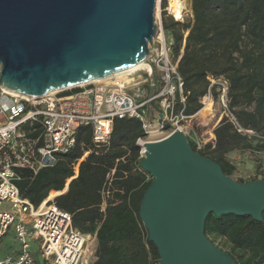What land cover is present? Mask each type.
<instances>
[{"label":"trees","instance_id":"trees-1","mask_svg":"<svg viewBox=\"0 0 264 264\" xmlns=\"http://www.w3.org/2000/svg\"><path fill=\"white\" fill-rule=\"evenodd\" d=\"M160 1L171 58L183 80V111L198 112L207 76H223L236 123L252 132L239 131L223 116L214 126V138L197 150L231 176L236 165L227 158L228 152L264 151V0H190V17L184 21L166 16L167 0ZM212 94L217 99L215 90ZM211 113L210 104L199 110L198 117L207 123ZM111 129L107 146L99 147L92 143L89 126L79 127L74 147L59 154L53 167L35 175L18 170L16 185L34 206L50 192H58L51 203L71 213L72 226L82 234L94 235L95 258L88 264H156L160 256L139 218L140 200L152 179L140 166L136 144L144 132L134 117H115ZM77 163V174L69 180ZM261 215V221H255L250 215L209 213L204 235L213 244L221 240V249L236 264H264V210Z\"/></svg>","mask_w":264,"mask_h":264},{"label":"water","instance_id":"water-1","mask_svg":"<svg viewBox=\"0 0 264 264\" xmlns=\"http://www.w3.org/2000/svg\"><path fill=\"white\" fill-rule=\"evenodd\" d=\"M157 0H0V85L17 95L63 91L148 61ZM151 177L139 218L156 264H236L204 235V219L233 213L261 221L264 177L239 182L193 150L182 131L144 143Z\"/></svg>","mask_w":264,"mask_h":264},{"label":"built area","instance_id":"built-area-1","mask_svg":"<svg viewBox=\"0 0 264 264\" xmlns=\"http://www.w3.org/2000/svg\"><path fill=\"white\" fill-rule=\"evenodd\" d=\"M157 1L156 34L148 45V61L157 80L151 95L153 82L147 64L145 69L120 77L114 75L34 98L10 94L0 85V239L13 225L17 243L12 253L0 257V264H88L95 258L94 235L82 234L72 226L71 213L53 205L49 196L34 206L16 185L18 170L27 169L35 175L42 168L53 167L59 154L74 147L79 127L89 126L95 146H107L113 119L134 117L144 132L136 139L139 157H143L149 138L179 130L197 151L213 138H202L192 120L205 101L212 103L215 90L221 117H229L239 131L252 133L236 123L229 108L228 80L223 76H207L209 84L198 112L187 115L183 111V80L171 58L172 43L163 30L161 1ZM78 163L69 180L77 174ZM102 193L105 196L104 190Z\"/></svg>","mask_w":264,"mask_h":264},{"label":"rangeland","instance_id":"rangeland-1","mask_svg":"<svg viewBox=\"0 0 264 264\" xmlns=\"http://www.w3.org/2000/svg\"><path fill=\"white\" fill-rule=\"evenodd\" d=\"M183 2H184L183 3L184 7L181 12L182 18L177 19L179 21L187 20L190 17L189 16L190 15V0H184ZM169 3H170V0H167V6L164 9L165 15L170 16L175 20L174 16H172V13L168 8ZM157 8L158 6H156V10L154 13L155 20L157 18L156 15L158 13ZM160 17H161V12H160ZM211 111H212L211 116H209L210 120L207 121V123H204L203 120H201L198 117V114L192 120V124L198 127V131L202 134V138L204 139L214 138V134H213V129L215 128L214 126L222 118L221 117L222 112L219 109L217 100L214 98L211 103ZM155 138H157V136L151 137L149 139H155ZM227 158H229L236 165V170L232 173L233 175H231V177L236 181L243 180L245 182L253 178H260L264 174V151L260 153H253V152L245 151V150L244 151L233 150V151L228 152ZM54 194H56L54 191L50 192L49 197L52 199L54 197ZM215 243H216L215 245H218L219 248H224L221 240L216 239ZM13 246L17 247V243L14 237L13 225H10L7 231V234L3 238L0 239V257L4 256L9 251L10 247H13ZM32 246L33 248H37V244L35 243H33ZM93 246H95V243H93ZM92 259L93 258H91L90 260Z\"/></svg>","mask_w":264,"mask_h":264},{"label":"bare ground","instance_id":"bare-ground-1","mask_svg":"<svg viewBox=\"0 0 264 264\" xmlns=\"http://www.w3.org/2000/svg\"><path fill=\"white\" fill-rule=\"evenodd\" d=\"M184 1V0H183ZM182 0H170V3H169V10L171 11L172 15L175 17V19H181L182 18V15H181V12H182V9H183V2ZM145 66H146V62H142L140 64H137L136 66H133V67H130V69L128 70H125V71H121V72H117V73H114L115 76H122V75H126V74H129L131 71H135L137 69H145ZM114 75H111V76H114ZM110 76H107V77H104V78H98L96 80H92V81H87V82H83L82 84H79L78 86H81L85 83H88V82H98L99 80H102V79H108ZM7 90V89H6ZM8 93L10 94H14L10 91L7 90ZM21 97H24V98H34L35 96H30V95H20ZM210 101H205L204 105L202 108L206 107L207 105H210Z\"/></svg>","mask_w":264,"mask_h":264},{"label":"crops","instance_id":"crops-1","mask_svg":"<svg viewBox=\"0 0 264 264\" xmlns=\"http://www.w3.org/2000/svg\"><path fill=\"white\" fill-rule=\"evenodd\" d=\"M207 106H209V105H207ZM206 106V107H207ZM205 108V107H204ZM202 109V108H201ZM57 194V193H56ZM17 247L16 246H13V247H10V249H9V251L7 252V253H12L15 249H16ZM6 253V254H7Z\"/></svg>","mask_w":264,"mask_h":264}]
</instances>
